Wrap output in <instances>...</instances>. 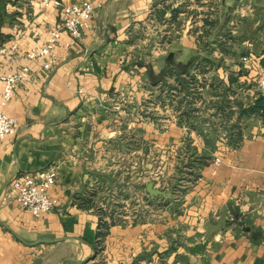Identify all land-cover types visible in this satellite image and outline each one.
<instances>
[{
	"label": "crops",
	"instance_id": "obj_1",
	"mask_svg": "<svg viewBox=\"0 0 264 264\" xmlns=\"http://www.w3.org/2000/svg\"><path fill=\"white\" fill-rule=\"evenodd\" d=\"M93 2L70 43L61 6L0 0V76L30 68L0 138V264H264V118L249 109L264 95V0ZM58 27L57 65L27 58ZM51 167L57 205L36 216L11 182ZM99 195L162 204L100 246Z\"/></svg>",
	"mask_w": 264,
	"mask_h": 264
},
{
	"label": "built area",
	"instance_id": "obj_2",
	"mask_svg": "<svg viewBox=\"0 0 264 264\" xmlns=\"http://www.w3.org/2000/svg\"><path fill=\"white\" fill-rule=\"evenodd\" d=\"M43 2L46 5L53 2L61 6L64 16L63 27L70 34V43H78L91 27V20L95 11L93 0L73 2L43 0ZM61 37L62 27L52 29L43 45L32 47L27 51V58L42 61L44 68L52 69L58 63L56 48ZM1 50H6V48L2 47ZM29 75L30 68L28 65H24L18 70L0 76L4 82V89L0 99V138H4L16 131L17 119L9 115L5 111V107L16 95L18 86L26 81ZM259 89L264 92V75L259 82ZM153 175L157 177L159 172L155 171ZM57 177L58 171L54 167L36 172H20L11 182L17 202L28 208L36 216L51 212L57 205V199L51 193Z\"/></svg>",
	"mask_w": 264,
	"mask_h": 264
},
{
	"label": "rangeland",
	"instance_id": "obj_3",
	"mask_svg": "<svg viewBox=\"0 0 264 264\" xmlns=\"http://www.w3.org/2000/svg\"><path fill=\"white\" fill-rule=\"evenodd\" d=\"M145 184L142 185V190L145 192ZM98 195V194H97ZM95 201L98 203L99 206H105L106 201L101 199L100 195L95 198ZM107 211L103 213V216L108 219V221L115 222L118 220H124V219H146L148 218L151 213L153 212V208L155 206H160L161 202H151L148 198L145 196H137L128 199L125 201H118L113 202L112 200L108 201ZM103 204V205H102ZM102 215V214H101Z\"/></svg>",
	"mask_w": 264,
	"mask_h": 264
},
{
	"label": "trees",
	"instance_id": "obj_4",
	"mask_svg": "<svg viewBox=\"0 0 264 264\" xmlns=\"http://www.w3.org/2000/svg\"><path fill=\"white\" fill-rule=\"evenodd\" d=\"M2 23H3V17H2V12L0 11V27H1ZM0 38H4V35L1 32V28H0ZM180 83H182L184 85H188L187 83H185L183 81H181ZM249 109L259 112L264 118V95H260L258 97V99L256 100L255 105L251 106ZM111 223H113V222L108 221V219L105 218L103 216V214L100 215L99 225H98V228H99V230H98V237H99L98 238V244L100 246L102 245V241L109 231V227H110Z\"/></svg>",
	"mask_w": 264,
	"mask_h": 264
},
{
	"label": "water",
	"instance_id": "obj_5",
	"mask_svg": "<svg viewBox=\"0 0 264 264\" xmlns=\"http://www.w3.org/2000/svg\"><path fill=\"white\" fill-rule=\"evenodd\" d=\"M147 190L149 191L150 195L153 197L155 196H163L165 198L171 197V193L155 186V180L149 181V183L147 184ZM226 225H227V218H221L220 220L211 219L209 222H207L208 236L210 237L212 234H214L219 229L225 227Z\"/></svg>",
	"mask_w": 264,
	"mask_h": 264
}]
</instances>
